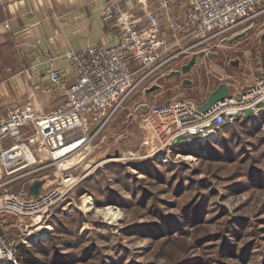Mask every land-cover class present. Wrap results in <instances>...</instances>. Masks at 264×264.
<instances>
[{"label":"rangeland","instance_id":"374dc122","mask_svg":"<svg viewBox=\"0 0 264 264\" xmlns=\"http://www.w3.org/2000/svg\"><path fill=\"white\" fill-rule=\"evenodd\" d=\"M202 48L204 56L189 72L162 78L149 94L157 79L147 80L94 136L92 153H84L74 171L73 188L27 228L32 233L25 232L26 243L17 247L18 264H264V117L253 128L264 104L256 117L252 109L231 108L209 137L189 133L176 143L175 129L154 132L158 109L180 102L201 106L223 83L231 93L261 95L264 4ZM47 86L42 89L57 94ZM218 138L217 154L203 152L202 143ZM190 147L202 156L184 150ZM39 164L41 170L15 182L0 181V198L29 191L35 180L42 182L39 194L56 187L58 164ZM106 207L117 219L100 213H108ZM5 232L17 239L25 234Z\"/></svg>","mask_w":264,"mask_h":264},{"label":"built area","instance_id":"2783aa9c","mask_svg":"<svg viewBox=\"0 0 264 264\" xmlns=\"http://www.w3.org/2000/svg\"><path fill=\"white\" fill-rule=\"evenodd\" d=\"M124 1L108 0L103 9L104 18L119 30L115 44L70 51V74L48 69L50 87L63 96L59 105L45 112L31 99L9 107L0 118V181L9 184L39 171L45 160L47 165L58 164L60 179L56 187L37 196L25 191L0 198V264H18L17 247L26 243L25 232L32 233L27 228L41 223L73 188L74 171L83 154L92 153L94 136L147 80L164 68L172 69L175 62L186 65L193 49L209 46L213 38L238 27L264 4V0H186L184 14L177 17L173 14L177 0H155V9L141 1L140 15L125 8ZM27 74L32 78L37 72ZM183 103L158 109L155 135L175 129L176 143L189 133L212 136L233 107L252 109L256 117L262 111L257 106L264 104V81L261 95L230 90L229 97L207 112ZM5 230L25 234L17 239Z\"/></svg>","mask_w":264,"mask_h":264},{"label":"crops","instance_id":"0c3cea01","mask_svg":"<svg viewBox=\"0 0 264 264\" xmlns=\"http://www.w3.org/2000/svg\"><path fill=\"white\" fill-rule=\"evenodd\" d=\"M107 1L0 0V70L5 74L3 78L0 77V118L4 116L5 107L24 104L31 99L40 109L50 111L63 98L56 88L58 92L55 95L52 94L54 90L46 92L42 89L45 84L50 86L48 69L66 70L70 74V51L95 45L107 47L117 42V26L103 15ZM141 1L149 4L152 9L156 8L155 0H125L123 5L140 15ZM185 3L186 0L175 2V16L181 17L184 14ZM204 51L202 46L196 47L188 58ZM183 63L172 64L170 73L182 68L185 65ZM31 70L37 74L29 78L27 72ZM158 73L151 78L157 79L153 81V85L157 86L158 81L162 78L168 80L169 75L163 71L160 77ZM152 87L145 93L149 94Z\"/></svg>","mask_w":264,"mask_h":264},{"label":"water","instance_id":"95a60500","mask_svg":"<svg viewBox=\"0 0 264 264\" xmlns=\"http://www.w3.org/2000/svg\"><path fill=\"white\" fill-rule=\"evenodd\" d=\"M204 53H200V54H196L194 55L190 61L184 65L181 69L182 70H178V71H174L172 73H170L167 76V79H169V77H172L173 75H180L182 71L184 72H189L193 66L195 65L197 58L198 57H202ZM159 86H154L152 87L149 92H153L154 90L158 89ZM229 92H230V87L227 84H221L216 91H214L208 101L205 104H202L201 106H199V111L200 112H207L214 104H216L219 101H224L227 97H229ZM42 186V182L41 181H36L34 182L30 188H29V194L30 195H38L39 194V189Z\"/></svg>","mask_w":264,"mask_h":264},{"label":"trees","instance_id":"16d2710c","mask_svg":"<svg viewBox=\"0 0 264 264\" xmlns=\"http://www.w3.org/2000/svg\"><path fill=\"white\" fill-rule=\"evenodd\" d=\"M263 117H264V115H262L261 117H260V119L258 118V120H256L255 121V124H253L254 126H253V128H255L256 127V123H257V121L259 122V123H261L262 121H263ZM245 122H247V121H245ZM240 123H242V122H240ZM226 126H231V124L230 125H226ZM226 126H223L222 128L224 129V132H226ZM244 126H246V125H244ZM220 129V130H223V129ZM229 128V127H228ZM219 130V131H220ZM203 145H202V149L204 150L203 152H206V153H211V154H217V148H216V145H219V146H221V143H220V140H219V138L215 141V142H213V143H211V142H208V141H205V143H202ZM216 144V145H215ZM228 146V150H231V145L230 144H227ZM201 146V145H200ZM199 146V147H200ZM185 151H192L195 155H201L202 156V151L201 150H197V149H193V148H189V149H184ZM54 224V223H53ZM35 240H33V242H34ZM21 245V248L22 247H24L22 244H20ZM19 247V246H18ZM24 251V250H23ZM22 252V251H21ZM31 262H36L37 263V260L36 259H34V260H31Z\"/></svg>","mask_w":264,"mask_h":264},{"label":"bare ground","instance_id":"6f19581e","mask_svg":"<svg viewBox=\"0 0 264 264\" xmlns=\"http://www.w3.org/2000/svg\"><path fill=\"white\" fill-rule=\"evenodd\" d=\"M194 160V159H193ZM90 200V199H89ZM85 204H87V202L85 201ZM89 206V205H88ZM106 209H108V213L106 212H100L106 219H111L114 221V219L116 218V213L115 212H110V210L112 209L111 207H106ZM49 227L45 226V225H41L40 229L41 230H48Z\"/></svg>","mask_w":264,"mask_h":264}]
</instances>
